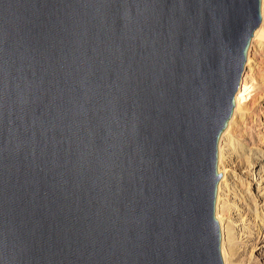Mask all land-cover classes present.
Listing matches in <instances>:
<instances>
[{
  "label": "water",
  "instance_id": "water-1",
  "mask_svg": "<svg viewBox=\"0 0 264 264\" xmlns=\"http://www.w3.org/2000/svg\"><path fill=\"white\" fill-rule=\"evenodd\" d=\"M261 0H0V264H223L217 144Z\"/></svg>",
  "mask_w": 264,
  "mask_h": 264
},
{
  "label": "bare ground",
  "instance_id": "bare-ground-1",
  "mask_svg": "<svg viewBox=\"0 0 264 264\" xmlns=\"http://www.w3.org/2000/svg\"><path fill=\"white\" fill-rule=\"evenodd\" d=\"M261 17L250 39L232 116L217 144V174L222 178L217 185L214 218L220 225L223 264H264V155L260 151L264 144V0ZM245 155L249 160L242 164ZM237 166L239 174L248 179L249 197L235 184ZM249 198L255 204L252 210L247 206ZM255 238V254L246 257Z\"/></svg>",
  "mask_w": 264,
  "mask_h": 264
},
{
  "label": "rangeland",
  "instance_id": "rangeland-1",
  "mask_svg": "<svg viewBox=\"0 0 264 264\" xmlns=\"http://www.w3.org/2000/svg\"><path fill=\"white\" fill-rule=\"evenodd\" d=\"M263 148V149H262ZM260 151H262V153H263V155H264V144L260 147ZM247 160H249L248 159V157H246V155H245V157L243 156V158H241V162H242V164H245V163H247ZM244 161V162H243ZM246 161V162H245ZM237 172H238V174L236 175V176H234L235 177V184L237 185V189H241V193H244V195L246 194L247 195V197H249V193H251L252 192V190H251V187L248 185V183H247V177H246V174H239L240 173V171L238 170V166H237ZM244 177V178H243ZM241 178V179H240ZM246 179V180H245ZM241 180V181H240ZM243 181V182H242ZM248 189V190H247ZM249 201V202H248ZM250 201H252V202H250ZM247 202V206L252 210V209H254V201L253 200H251L250 198H249V200H247L246 201ZM249 203V204H248ZM253 203V204H252ZM251 204V205H250ZM252 206V207H251ZM253 241H255V242H253ZM251 244V249H250V247L247 249V252L248 253H246L245 255H246V257H249V256H252V255H254L255 254V246L257 245V240H256V238L254 239V240H252V242L250 243ZM254 244V245H253ZM236 248H235V246H234V248L232 249L233 251L235 250ZM250 249V250H249ZM249 250V251H248ZM247 254H249V255H247Z\"/></svg>",
  "mask_w": 264,
  "mask_h": 264
}]
</instances>
